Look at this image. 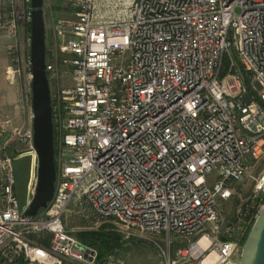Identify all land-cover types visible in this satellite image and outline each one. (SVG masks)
I'll return each instance as SVG.
<instances>
[{
	"label": "built area",
	"instance_id": "built-area-1",
	"mask_svg": "<svg viewBox=\"0 0 264 264\" xmlns=\"http://www.w3.org/2000/svg\"><path fill=\"white\" fill-rule=\"evenodd\" d=\"M67 3L65 16L55 0L43 4L60 42L46 53L49 81L72 82L62 103L52 98L55 193L26 214L37 183L33 129L0 121V264L97 263V249L66 227L73 205L115 220L127 237L161 236L164 264H240L264 205V0ZM32 11V0H0V35L31 33ZM13 45L12 81L24 62ZM25 60L32 90L30 52ZM10 131L35 164L23 203ZM246 179L253 208L225 224L222 207Z\"/></svg>",
	"mask_w": 264,
	"mask_h": 264
},
{
	"label": "rangeland",
	"instance_id": "rangeland-1",
	"mask_svg": "<svg viewBox=\"0 0 264 264\" xmlns=\"http://www.w3.org/2000/svg\"><path fill=\"white\" fill-rule=\"evenodd\" d=\"M55 2L57 4L55 7L56 13L65 16L67 14L66 7H68L67 0H55ZM14 43L18 44L20 59L24 60V62H21L19 65L20 71L15 74L12 81L8 79L7 73L9 67L15 63V57L12 52ZM30 43L29 31L20 33L16 37L0 35V121L9 118L12 127L23 131L32 127L30 118L32 90L28 80L29 68L25 60L30 52ZM59 44V40L49 28V24L46 25L47 50H56ZM71 83V78L68 75H62L59 82L54 79L50 81L54 104L62 103L60 90L62 87L70 86ZM10 134L11 131L6 134L5 139L10 138ZM10 142L8 154L14 158L13 162L17 180L16 193L20 200L23 201L25 200L35 164H33V158L26 143L15 138H10ZM236 189L235 196L222 207V216L225 224L230 223L236 218L237 214L244 213L246 210L253 208L254 181L246 179L242 183H238ZM83 209L85 208L73 205L64 218L67 229L74 235L78 237L83 231L106 228L117 232L121 237V245L101 259L98 255V260L95 264H164L161 251L156 244L159 243L163 246L162 238L155 235H131L127 237L115 220H97L87 210L84 212ZM190 238H194V236ZM172 240L175 246H178V243L181 242V238L175 235L172 236Z\"/></svg>",
	"mask_w": 264,
	"mask_h": 264
},
{
	"label": "water",
	"instance_id": "water-1",
	"mask_svg": "<svg viewBox=\"0 0 264 264\" xmlns=\"http://www.w3.org/2000/svg\"><path fill=\"white\" fill-rule=\"evenodd\" d=\"M43 4L44 0H32V129L38 167L35 194L26 210V214L30 216L37 215L52 200L57 178L52 95L46 71L47 45ZM120 261L123 262L122 259ZM240 264H264V205L243 243Z\"/></svg>",
	"mask_w": 264,
	"mask_h": 264
},
{
	"label": "trees",
	"instance_id": "trees-1",
	"mask_svg": "<svg viewBox=\"0 0 264 264\" xmlns=\"http://www.w3.org/2000/svg\"><path fill=\"white\" fill-rule=\"evenodd\" d=\"M21 202H24V200ZM252 224L249 226L242 240L243 243L248 235ZM78 238L85 244L91 247H95L98 250L100 259L106 256L107 254L111 253L121 245L120 235L117 232L106 228L101 230L83 231L79 234Z\"/></svg>",
	"mask_w": 264,
	"mask_h": 264
},
{
	"label": "crops",
	"instance_id": "crops-1",
	"mask_svg": "<svg viewBox=\"0 0 264 264\" xmlns=\"http://www.w3.org/2000/svg\"><path fill=\"white\" fill-rule=\"evenodd\" d=\"M158 237L162 238L161 236H158ZM16 264H19V263H16Z\"/></svg>",
	"mask_w": 264,
	"mask_h": 264
}]
</instances>
